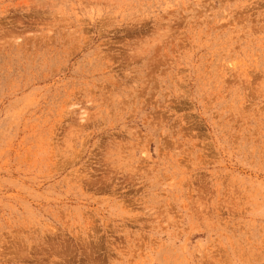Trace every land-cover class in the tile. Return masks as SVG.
Listing matches in <instances>:
<instances>
[{"label": "rangeland", "instance_id": "1", "mask_svg": "<svg viewBox=\"0 0 264 264\" xmlns=\"http://www.w3.org/2000/svg\"><path fill=\"white\" fill-rule=\"evenodd\" d=\"M0 264H264V0H0Z\"/></svg>", "mask_w": 264, "mask_h": 264}]
</instances>
